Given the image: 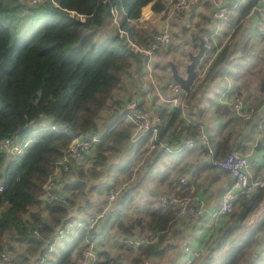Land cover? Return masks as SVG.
<instances>
[{
	"label": "trees",
	"instance_id": "16d2710c",
	"mask_svg": "<svg viewBox=\"0 0 264 264\" xmlns=\"http://www.w3.org/2000/svg\"><path fill=\"white\" fill-rule=\"evenodd\" d=\"M53 1L58 6L52 0H42L38 4L0 0V15L17 9L28 21L18 36L0 22V142L9 138L26 145L22 154L16 157L0 151V183L3 186L0 190V253L6 252L11 257V264H76L80 250L95 243L94 264H144L145 260L158 264L168 248L174 249L179 245L168 242L172 228L181 218L195 226L201 213L196 218H188L179 204L172 200L160 206L158 197L163 187L168 189V198L171 199L197 195L190 179L188 186L182 187L180 178H187V175L176 171L175 174L167 172L153 178L149 173L153 163L162 156H168L176 165L194 147L169 151L156 142V146L148 151V135L141 137L138 143H131V128L122 121L120 104L132 98L120 90L128 89V79L137 78L139 90L136 93L139 97L143 95L140 85L144 57L137 47L146 46L158 33L157 25L147 19L139 21L143 9L150 4L152 14L166 18L170 3L175 0ZM257 1L233 0L234 5H239V11L230 12V20L226 23L232 26V32L203 79L190 87L187 107L199 100L195 99L197 90L205 89L216 75L221 74L223 66L234 60L237 52L243 57L248 49H253L250 40L243 37L242 30L248 24L247 20L256 16L249 14ZM195 7L201 9L200 19L190 30L192 48L196 52L201 45L200 37L208 32L205 23L214 19V7L212 0H202L187 10ZM188 30L189 26L181 31V35L184 36ZM100 33H105L106 36L101 38L107 37V40L97 48L94 40L96 34L100 37ZM257 38L260 43L264 36ZM70 44H75V47L68 57L63 58L64 50ZM258 90L263 101L249 104L255 108L264 104V67L261 75L259 73ZM161 107L158 141L170 144L174 139L195 138L199 134L197 125L200 123L195 120L193 124L185 123L180 118L179 109ZM226 112L232 115L225 105H218L215 109V113ZM258 118L248 124H256ZM92 135H100L101 138L87 156L88 161L93 157L94 167L85 170L90 166L89 162L82 167L71 160L69 170L58 179V191L65 195L66 203L42 199L44 184L72 139H88ZM199 147L207 158L202 168H214L208 151ZM131 148L138 151L137 154L141 151L145 162L148 156L152 157L151 163L143 167L137 182L132 187L119 183L122 188L117 197L91 228L75 227L72 233L55 241L56 234L64 225L72 221L83 223L97 213L87 212L92 200L87 193V175H96L108 163V153ZM212 148V158L220 159L230 149V141L228 138L216 141ZM121 169L124 170L120 166L119 171ZM141 185L146 195L138 190ZM107 188L101 197L100 210L105 204L106 192L115 186ZM85 194L86 197L82 196ZM263 200L264 189L261 188L241 195L234 211L207 239L206 251L213 256L207 258L203 255L193 264H213L214 255L224 250L234 232L243 226ZM133 202L136 205L130 208ZM81 211L87 214L78 216ZM109 227L115 238L136 237L152 230L157 233V239L139 247L115 244V250L105 249L104 238ZM204 239L206 241V237ZM181 245L182 249L184 243ZM259 247L260 251L264 249V212L247 238L236 244L220 264H239ZM53 249L57 251L52 252ZM49 252L51 256H48ZM251 257L247 264L252 262Z\"/></svg>",
	"mask_w": 264,
	"mask_h": 264
},
{
	"label": "built area",
	"instance_id": "2783aa9c",
	"mask_svg": "<svg viewBox=\"0 0 264 264\" xmlns=\"http://www.w3.org/2000/svg\"><path fill=\"white\" fill-rule=\"evenodd\" d=\"M26 4H38L42 0H21ZM202 0H175L172 1L167 10V18H180L186 10ZM52 3L58 6L53 0ZM214 11L213 16L215 19L223 23L230 20V8H234L233 0H212ZM231 6H230V5ZM237 12V11H236ZM234 12V13H236ZM258 15V19L254 24L256 36H264V0H258L256 5L250 11V16ZM147 14L143 12L139 18L142 22L147 18ZM256 17V16H255ZM114 23L117 21L114 19ZM232 32V26L229 25L228 34L225 38L219 39L214 36H206L203 39L204 54L195 71L196 81H201L207 73L211 62L216 57L220 49L228 40ZM174 39L173 34L167 28H161L155 37L144 47H137V50L144 57L143 72L141 77V91L143 95L138 98H132L127 102L120 104V111L122 113V121L129 125L131 128L130 142L137 143L141 137L148 135L146 145L148 151L156 146V142L166 150H181L183 148L191 149L194 146H201L208 151L211 165L216 168L225 170L232 178L231 185L222 193L220 205L214 209L203 223V227L208 229V233L203 242L194 246L192 243H186L182 248L183 260L176 264H193V262L205 255L211 258L213 254L206 251L208 245V238L214 234L215 230L221 225L224 218L228 217L233 211L238 201V198L248 193V191L256 188L264 189V156L262 157L263 168L257 175H254V166L246 154H243L239 149L231 148L222 158H212L213 148L209 141L208 133L203 125L198 124L199 134L195 138L174 139L170 144H163L158 141V133L161 126L160 110L161 106H170L179 109L180 118L185 123L193 124L189 118L186 110V98L189 90H185L181 85L172 80H162L157 73L155 67L156 53L164 47H168ZM183 75V74H182ZM161 79V80H160ZM224 105L231 111L232 115L240 119L243 123H249L255 117H259L255 124V130L258 133H264V104L255 108L248 105L242 98H235L227 100ZM263 111V115H259ZM100 135H92L90 138L85 139L82 137H75L70 142L67 150L65 151L62 159L54 167L52 174L47 179L43 187L42 199L56 201L61 204L66 203V197L58 191V179L69 170V162L73 160L77 165L86 167L88 165L87 156L93 149L100 143ZM25 144L13 141L9 138H4L0 142V151L6 153L11 157H16L22 153ZM182 187L188 186V179L186 177L180 178ZM120 187L110 188L105 194V204L100 211L94 216H91L83 223L69 222L59 231L55 236V241L61 240L63 236L72 233L75 227L83 226V228H91L98 219L102 218L111 205V202L117 197L121 190ZM3 189L0 183V190ZM169 195L161 194L158 199L160 206H165L168 201L172 200L181 207L182 213L188 218H196L198 214L202 213L203 205L194 198L186 196L182 199L168 198ZM264 212V200L262 203L250 214L242 227L236 230L227 242L224 250L221 252L219 259L217 258L213 264H220L224 257L230 250L238 243L244 241L248 233L253 229L259 216ZM157 233L152 230L144 231L136 237L118 236L115 238L116 245L139 247L146 243L156 241ZM96 255L94 251V244L80 250V258L78 264H94ZM1 264H11L12 258L6 252L0 253ZM144 264H150V260H145Z\"/></svg>",
	"mask_w": 264,
	"mask_h": 264
},
{
	"label": "crops",
	"instance_id": "0c3cea01",
	"mask_svg": "<svg viewBox=\"0 0 264 264\" xmlns=\"http://www.w3.org/2000/svg\"><path fill=\"white\" fill-rule=\"evenodd\" d=\"M150 8V4L144 8L147 15L152 14ZM200 10V7H195L187 10L182 17L171 19H161L160 15L154 14L159 19L157 23L158 29H160V24L161 28H167L171 31L174 37L168 47H164L156 53L155 67L162 80H172L170 64L174 63L173 61L175 60L180 61L183 58L182 54L178 52L179 49L187 51L184 58H188L193 53L190 30L193 24L200 19ZM230 11L233 13L239 11V5L236 4L234 8L231 7ZM258 18V15L249 18L247 20L248 24L242 30L243 37L250 40L253 44V49H248L243 57H241L242 54L240 52H237L236 58L223 66L222 76H220L221 74L216 75L204 89L202 97L199 100L193 101L189 107L190 114L192 115L189 118L203 125L208 133L211 145L216 141L228 138L230 149L237 147L243 154H246L253 164L254 172L256 171V173L258 169L261 170L263 168L264 133H258L254 128V123H243L235 116L227 114V112L215 113V109L218 105L224 106L225 101L235 98H242L248 105H256L263 101V95L259 92L258 85L259 73L261 75L262 68L264 67V57L262 56L264 49H258L259 43L254 28V24ZM187 26H189V30L186 33L184 32V36H182L181 31L186 29ZM204 27L208 29V32L200 37V42H202L204 37H210L211 35L223 39L227 36L229 29L228 24L215 18L213 20L208 19ZM261 44L262 42H260V46ZM259 55L260 59L258 58ZM180 73L184 75L183 68ZM130 80L132 79L127 80L129 83L127 85L128 89L126 91L120 90V93L123 91V94L126 93L131 98H137L139 95L136 93L139 90L137 83H131ZM259 115H263V111H260ZM201 151L202 149L199 146H194L189 153L176 163L174 170L177 173L180 172V175H187V179L192 181L191 187L195 188V192L197 193L195 199L204 206L202 208L203 212L200 214V218L196 221L195 226L191 222H186L188 220L185 218H181L178 221L171 230L168 242L172 245H179L175 249L173 247L168 248L162 255V257H165V260L163 262L159 260L158 264L179 263L183 260L184 256L181 249L182 243H192V245L198 246L203 242L208 233V229L203 227V223L207 221L208 215L220 205L222 193L232 183L231 176L225 171L215 167L202 168L206 164V158ZM163 188L160 193H168V189ZM94 197V195L91 197V205L87 211L89 214L98 212L102 204L103 199H100L101 195L99 199ZM86 214L81 211L78 213V216ZM106 231L104 247L105 249L115 250L116 243L113 230L109 227ZM112 237L114 238V242ZM76 264H78V260Z\"/></svg>",
	"mask_w": 264,
	"mask_h": 264
},
{
	"label": "rangeland",
	"instance_id": "374dc122",
	"mask_svg": "<svg viewBox=\"0 0 264 264\" xmlns=\"http://www.w3.org/2000/svg\"><path fill=\"white\" fill-rule=\"evenodd\" d=\"M261 1H263V0H261ZM21 15H22V13L20 11H18L17 9L11 13H9V12L8 13H1L0 22L3 25L7 26L15 36H18L19 32L24 30L28 25V21H26ZM153 15L154 14L147 15L148 17L146 19L150 23L157 25L159 19L156 15H154V16ZM161 27L162 26H160V24H159L160 29H161ZM106 29L111 30L110 27H107ZM160 29H158V31ZM99 36L100 37H98V35L96 34V38L94 40V43H95L97 48H99L107 40V37L101 38L102 36H106L105 33H100ZM261 40H262V44H261V46H260V43L258 44L259 45L258 49H264V39H261ZM74 47H75V44L68 45L66 47V49L64 50L62 57L63 58L68 57L70 55V52L73 50ZM178 52H179V54H182L183 58L182 59L180 58L181 59L180 61H178V60L173 61L174 63H172V64H173V66H175L176 68L179 69V72H181V69L183 68V70H184L186 65L189 63L190 56H188V58H184L186 55V52H187L185 50L179 49ZM193 52H195V51H193ZM195 53H193V54H195ZM262 56L264 57V54H262ZM259 68H260V65H259ZM130 81H131V83H138L139 79H136V80L132 79ZM128 84L129 83L127 82V85ZM196 93H197V95H196L195 99H200V96L202 94H204V88H202L200 91L197 90ZM122 94H123V91H122ZM185 112L188 114V116H190V117L192 116L190 114L191 111H190L189 107L188 108L186 107ZM25 148H26V146H25ZM139 150H141V149H139ZM137 152L138 151L135 152L134 149L131 148L128 151L123 149L121 151L115 150V151L108 153V163L104 167L100 168L97 171L96 175H92L91 173H89L87 175V180H88V185H89V187H87V193L89 195H91L92 197L94 195L95 196L94 198L99 199L100 195H101V197H103V193L108 189L107 187H109V188L114 187V186L118 187L117 185H119V183L124 184L125 187H132V184L136 183L137 180L141 177L142 174L141 175H139V174L144 171L143 167L146 168V166L149 163H151V161H152V157L148 156L146 158V162H145L144 161L145 157L143 154H141V151L138 154H137ZM206 160H207V158H206ZM172 161L173 160H171L168 156H162L160 159H158L157 161H155L153 163L152 171H150L149 175L151 177L154 176L153 178H157L159 176H163L167 172H169V173L171 172L172 174H175L176 173V171L174 170L175 163H173ZM93 163H94V159L92 157V159L89 160L90 166L85 168V170H88L90 167H92ZM120 166L123 167L124 170L121 169L119 171ZM138 171H139V173H137ZM115 181H117V183ZM107 182H109L110 184H107ZM153 184H154V182H153ZM154 186H155V184H154ZM158 187L161 188L160 186H158ZM138 190H140V192L143 193L142 195L147 194L145 192V189H143L142 185H141V187L138 188ZM155 192L157 193L158 191H155ZM161 194L168 195V193H161ZM82 196L86 197L87 194L82 195ZM134 205H136L135 202L131 203L130 208H133L132 206H134ZM76 236H77V234L74 235V237H76ZM112 240L114 242V238ZM93 244H95V243H93ZM176 248H177V246H176ZM56 251H57L56 249L52 250V252H56ZM251 251H252V249H251ZM221 252L219 254L214 255V260H216L220 256ZM252 253H254V254H252ZM251 255H252V257H251ZM48 256H51V252L48 253ZM249 257H251V261H252L251 263L252 264H264V249L260 251V247H259L255 251L250 252L243 260L240 261L239 264H247V260L249 259ZM159 260L161 262H163V260H165V257H161ZM166 262H167V258H166Z\"/></svg>",
	"mask_w": 264,
	"mask_h": 264
},
{
	"label": "water",
	"instance_id": "95a60500",
	"mask_svg": "<svg viewBox=\"0 0 264 264\" xmlns=\"http://www.w3.org/2000/svg\"><path fill=\"white\" fill-rule=\"evenodd\" d=\"M204 43L203 41L201 42V45L199 46L198 50L196 51L195 54L190 55V60L189 63L186 65L184 69V75H182L178 69L173 66V64H170V71L172 74V78L178 82L181 87L185 90H189L192 84L194 83L195 76H196V65L202 58L204 54Z\"/></svg>",
	"mask_w": 264,
	"mask_h": 264
}]
</instances>
